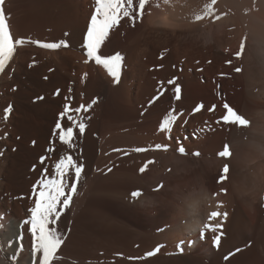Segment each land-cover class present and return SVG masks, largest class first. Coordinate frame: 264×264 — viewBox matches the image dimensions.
I'll return each instance as SVG.
<instances>
[{"label":"rangeland","instance_id":"obj_1","mask_svg":"<svg viewBox=\"0 0 264 264\" xmlns=\"http://www.w3.org/2000/svg\"><path fill=\"white\" fill-rule=\"evenodd\" d=\"M169 1L125 0L124 10L127 15L110 29L100 52L105 57L117 53L123 56L118 83H114L103 67L96 65L94 61L85 63L87 58L81 48L96 7V0H4L3 5H0L3 8L13 40L24 41L22 46L17 47L5 72L0 74V172L3 170L0 173V183L2 184L0 190L2 200L0 201L9 202L8 205L6 204L7 213L23 222L24 230H28V225L24 221L31 218L30 210L35 204L33 186L41 178L42 169L47 166L49 174H51L52 166L63 155H72L77 162L76 157L81 146L86 148L85 144L87 145L86 141H80V136L76 135L78 128L75 129L73 143L76 144L73 149L61 144L58 135H53L55 124L65 103H69L73 109L81 105L87 107L91 104L92 106L87 112L81 111L79 115L81 122L85 125L93 115L98 116L97 131L105 122L101 119L105 111L111 110L116 113L122 108L132 107L131 110H134L132 118L134 124H132L134 130L136 129L135 133L139 136L150 130H159L161 122L168 118L169 113L172 112L173 115L178 116V119L174 121L168 131V138H170L167 139V144L171 143L172 145L169 147H172L171 150L178 154H182L178 150L180 146H184L189 157H191L189 153H194L192 154L193 162L195 161L193 167L196 169L203 164L201 158L213 150L211 149L214 148L213 145L220 143L224 131L242 130L237 122L232 124L217 123L225 115L223 107L225 103L238 115L241 114L247 103L253 111L254 101L251 99H254L255 95L253 98L248 97L246 94L248 88L257 94L255 100L264 104V73L256 81L254 80L255 83L253 82L252 87L243 85L238 79L242 74L245 57L246 60H250L258 50L253 48L255 47L253 38L258 35L255 34L257 31H252V27H246L247 23L250 26L254 25L255 20L264 21L263 1L225 0L227 3H224V0H219L218 2L223 4L218 5V2L217 4L214 2L216 7H213L211 12L214 9L215 12L212 13L213 15H210L211 12L208 13L212 18L208 14L205 15L208 16L206 18H209L206 21L205 16L196 15L198 16L196 17L195 14L192 15L184 10L187 0H182L183 3L186 2L184 6L181 5L184 11L178 7L180 2L177 0L170 1L172 6L167 7L171 5ZM246 1L250 3H245ZM217 5L220 7L219 9H217ZM246 6L248 10H252L244 13L252 14V16L242 15V12L247 10ZM171 7L173 8L171 9ZM174 7L179 8L180 13L184 12V15H181L177 8L174 13ZM177 13L180 16H176ZM239 17H245L247 20L242 21ZM262 32L264 35V30ZM66 33L68 35H65ZM242 35H244V39ZM245 36L250 42L245 40ZM63 40L70 42L69 48L49 50L41 48L35 43L37 41L53 43ZM245 43H248V46L244 45ZM251 44H254L252 48ZM30 65L32 66L30 67ZM174 78L175 84L170 85L168 81ZM177 85L181 88L179 100L174 98L176 95L174 88ZM58 90L59 94H57ZM160 93L163 94L160 95ZM158 95L159 99L152 102L153 98ZM37 97H43V99L38 100ZM93 101H95L94 104ZM198 105H203L202 110L194 112ZM214 105L216 106L215 111L210 112L209 109ZM9 106L12 110L5 120L4 112ZM251 114L250 112V115L247 116L249 131H252L251 125L253 124ZM72 115L75 117L77 114L73 112ZM262 115L260 119L263 123L264 108ZM61 123L64 127L71 126L66 118ZM49 148H52L53 151L49 152ZM197 156L200 157H198L200 161L197 160ZM41 157L46 158L43 165L40 163ZM182 186L184 185L182 184L181 188H183ZM183 189L180 190L179 195L177 193L174 195V192L170 190L166 197L162 196L163 199H161L162 197L157 198L159 200L145 199L144 201L143 197L139 198L141 195L133 201H131L132 199H128L127 202L124 199L119 200V204L115 206L116 211H119L122 220L128 223L129 231L138 229L145 224L152 225L156 219L154 211H161V207L170 209L169 204L179 197L182 198L180 203L183 201L179 210L188 211L187 204L196 200V191L188 192ZM168 195L172 197L168 198ZM258 198L259 202L263 204L264 193ZM220 201V204L223 201L225 206L226 202L223 199ZM222 206L217 210L210 204H200L199 207L205 215H203V223L213 220L211 213L223 211L224 206ZM200 209L198 208V211ZM254 209L253 206L247 213L249 212L248 214L253 216L256 212ZM145 211L153 212L146 213ZM233 212L231 211V217ZM221 215L220 212V217ZM159 232L154 229L151 232L155 234L152 236L153 238H142L141 250L145 251L143 250L144 253H142L144 256L140 255V257L143 259H129L132 258V253L129 252L128 255H125L128 256V259L124 256L121 263L123 261L124 264H135L137 261L136 264H264V226L262 244L259 249L255 248L258 249L257 251L260 250L257 252L259 253L257 256H254V252L250 250L252 243L244 240L227 245L220 243L218 248L213 247L214 250L212 249L209 253L201 254V259L199 257L198 260H195L196 258L192 257L194 261L190 259L191 257L183 254V247L177 246L175 241L169 239L171 236L166 238L168 236L158 235ZM29 235L26 245L18 254L17 264H32V237ZM132 241L128 235L126 245H130L129 251H132L134 247L131 245ZM84 247V244L80 246L81 252L86 249ZM157 247H159V251L155 255L145 256L146 253L153 252ZM238 249L239 251H237ZM93 250L95 256H98V248ZM8 259L11 264H15L11 261L12 259ZM252 259L254 260L252 261Z\"/></svg>","mask_w":264,"mask_h":264},{"label":"bare ground","instance_id":"obj_2","mask_svg":"<svg viewBox=\"0 0 264 264\" xmlns=\"http://www.w3.org/2000/svg\"><path fill=\"white\" fill-rule=\"evenodd\" d=\"M170 1L173 2V0ZM170 1L169 4L171 3ZM177 1L180 2L178 7H181V5L184 6L186 3H183L182 0L183 4L181 1ZM218 1L219 0H187V6L186 8L184 7V10L190 12L192 15L195 14L194 16L200 15V17H204L208 13L210 14L212 8L216 7L214 6V2L217 4ZM261 1H263V3H261L264 5V0ZM223 2L225 3L226 1L224 0ZM247 2L250 3L249 1L245 3ZM251 2L253 3V1ZM220 3L222 2H218V5ZM236 5H238L237 2ZM170 6H172V3L167 7ZM238 7L240 8V6ZM172 8L173 7H171V9ZM176 8L174 7V13L176 12ZM182 8L183 7H181L180 10H183ZM219 8L218 6L217 9ZM242 8L245 9L247 6ZM178 10L179 8H177V11ZM180 10L178 11L179 13ZM236 10L239 11L238 9ZM249 10L248 8L244 10L242 15L246 14L244 12ZM213 12H215V9ZM213 12H211L210 15H213ZM209 14L208 16L212 18ZM181 15H184V12ZM249 15L252 16V14ZM176 16L180 15L177 13ZM208 16H205V21L209 19L206 18ZM242 17L239 18L244 21L245 17ZM249 27H252V31H257L255 34L258 35H255V38H253V43L255 44L253 48L258 50L253 54L250 60H246L245 57L242 74L238 79L243 85L252 87L254 85L253 82L255 83L256 79L263 76L264 73V35L262 32V30H264V21H259V19L255 20L254 25L251 26L247 23L246 28ZM243 37L244 35H242V38ZM246 37L247 36H245V40L248 41V37ZM234 40L236 41V39ZM246 44L248 46V43L244 45ZM254 44H251V48ZM249 48L250 46L248 49ZM246 94L251 98H253L254 95L255 98L257 97V94L248 88L246 89ZM255 98L251 99L254 101V110L252 111L249 103H247L241 114L238 115L240 119L237 121V125L242 128V130L237 132L224 131L220 143L215 146L213 145L214 148H211L213 150H210L211 152L208 153V155L201 158L203 164L200 165L198 169L193 167L195 161L193 162L194 156H192V154L194 153H189L191 154V157H189V155L186 154L188 152L184 151L183 154H178V152L176 153V151L171 150L172 147L170 148L169 146L172 144H167V139H169L168 131L156 129L154 131L150 130L143 135L140 134L141 136L137 135L135 133L136 129L134 130V123L132 122L134 116V110H131L132 107L126 108V106V109L122 108V110L116 111V113L111 110L105 111L101 117L105 122L103 124L101 123L102 125L99 131H97L98 116L93 115V117L88 120L83 135L76 129V135L78 134L81 138H79V140L87 142V145L85 144L86 148H82L81 146L80 152L76 157L77 163L83 164L82 177L77 184V191L70 207L64 212L57 223V230L62 234L64 243L56 254L58 259L54 260L53 264H124L123 261L121 263V260H123V257L128 255L129 252L132 253V258L133 256L134 258H139L140 255H142V257L144 256L142 253H144L145 250H141L142 238L155 236V234L151 233L154 229L160 231L158 235L168 236L166 238L171 236L169 239L175 241V243L178 244L177 246L184 248L183 254L191 257V260H193L192 257L198 260L199 257L201 259L203 254H207L213 249L212 238L215 235V233L207 232L205 237L201 239L200 232L205 230V227L209 225V223L213 226L220 224L225 213L227 214V218L226 222L223 224L224 230L222 229V231L224 236L221 238V245L245 240L252 243V248L250 250L254 252V256H257L259 254L257 252L260 251L257 250L260 248L263 241L264 226V203L261 204L258 200V197L264 193V129L262 130L264 120L262 119V123L260 119L263 116L262 109L264 108V104L255 100ZM250 112L253 117V124L251 125L252 131H249L250 127H247V116L250 115ZM156 145H161L162 148L156 149ZM226 145L228 151H230V156H227V158L218 156V153L225 150ZM165 146L167 150H163ZM136 148H144L146 151L136 152L134 150ZM198 157L199 156H197V160H199ZM149 161H151V163H149ZM226 167L228 169L226 178L223 182L218 183L217 181L221 178L222 174H224V169ZM141 168H145V171L141 172ZM182 184L184 185L182 187L186 191H196V200H192L191 202L188 201V204L186 203L188 211L179 210L181 209V205H183L181 204L183 201L180 203V200H182L181 197H179V199L176 198L178 202H171L170 199V209L168 208L167 210V208L161 207V211H154L156 213L154 224L152 223V225H150L144 223V226L141 225L142 227H137L138 229H132V231H129L128 223L122 220L120 212L116 211L115 206L119 204V200L122 201L124 199L126 202L128 199H132L131 201L135 200L136 197L134 198L132 196L133 192L139 191L141 193L139 198L141 199L143 197L144 201L145 199L149 201L159 200L157 198L162 196L166 197L167 192L170 190L174 192V195H179L180 190L183 189L181 188ZM1 188L2 184L0 183V190ZM163 197L161 199H163ZM169 197L171 198L172 196L168 195V198ZM222 199L226 204L224 206L222 201L224 208L223 211H220L222 213L221 217L206 221L208 223H203L204 212L200 209V204H210L218 210L222 206V204H220V200ZM0 200H2L1 197ZM139 202L141 203V201ZM254 202L255 205H253ZM8 203V201H0V215L4 217L3 220H0V264H11L8 258L12 259V257L17 254V250L21 245L22 249L24 248L27 243L28 235L30 234L28 230H24L23 222H20L16 217H12L7 213L6 204L8 205ZM253 206L256 212L253 216H250L247 211H250V208ZM198 208L201 211H198ZM173 209L174 211H171ZM177 209L178 211H176ZM231 211H234L232 217L230 216ZM150 212L152 213L153 211ZM128 235H130V238L133 240V244L131 243V245H134V250L132 249V251H129L130 245H126ZM19 236H22V239L17 241V237ZM29 236H31V234ZM82 244L85 245L84 248L86 249L81 252L80 246ZM257 247L258 249L256 250L255 248ZM95 248L99 250L98 256H95L93 252ZM250 253L249 251V254ZM126 257L128 259V256L124 258ZM140 259L143 258L140 257ZM253 260L254 259H252V261ZM11 261L15 264L18 263H16L18 260L13 261L12 259ZM136 263L138 262L136 261ZM37 264H39V256L37 257Z\"/></svg>","mask_w":264,"mask_h":264},{"label":"snow or ice","instance_id":"obj_3","mask_svg":"<svg viewBox=\"0 0 264 264\" xmlns=\"http://www.w3.org/2000/svg\"><path fill=\"white\" fill-rule=\"evenodd\" d=\"M4 0H0V5H3ZM125 0H96V7L94 13L91 16L90 23L87 28V32L84 36L81 48L84 50L83 54L86 56L85 63L94 61L96 65L102 66L107 74L112 78L114 83H118L121 76V69L123 65V56L119 53L105 57L100 54L101 46L104 44L106 38L109 35L110 29L117 25L120 20L127 14L124 10ZM65 35H68L67 33ZM37 46L56 50L60 48H69L70 42L67 40L53 42V43H42L35 42ZM24 44L23 40H13L9 30V25L5 17L3 8L0 7V74L5 72L9 62L13 59L17 47ZM163 58V57H161ZM32 65H30L31 67ZM170 85L175 84V78L169 80ZM175 99L181 98V88L176 86L174 88ZM59 94V90L57 91ZM163 93H160L162 95ZM36 99H43V97H37ZM68 99V98H66ZM159 99V95L153 98L152 102ZM93 104L95 101L92 102ZM151 103V102H150ZM91 104L87 107L81 105L73 109L69 103H65L63 111L59 114V118L55 124L53 135H58L59 142L66 145L69 149L75 148L73 143L75 137V129L78 128L81 135L84 134L86 125L81 122L80 113L81 111L87 112L91 108ZM225 109V115L221 117L217 123L232 124L237 122L240 118L234 110L230 108L226 103L223 105ZM203 108V105H198L194 112H199ZM216 106H212L209 109L210 112H214ZM11 106L5 109L4 119L7 120L9 113L11 112ZM174 111V110H173ZM75 112L77 115L74 117L72 113ZM67 119L71 126L64 127L61 123L62 120ZM178 119L177 115L169 113L168 118L164 119L160 126V131H169L174 121ZM170 138V137H169ZM179 143V142H178ZM156 149H161V145H156ZM136 152L146 151L144 148L134 149ZM163 150H167V147H163ZM178 150L183 154V146L178 147ZM49 152L53 149L49 148ZM198 155V153H195ZM218 156L225 157L230 156L227 145L225 150L218 153ZM45 157L40 158V163H45ZM151 163V161H149ZM146 167V166H145ZM83 164H78L72 155H63L60 159L52 166L51 174L49 169L45 166L41 173L40 179L36 185L33 186V194L35 204L30 210V220L24 221L28 225V231L33 238L31 255L32 264H37V257L39 256V264H53V261L58 259L57 252L64 243L62 234L57 230V223L60 220L64 212L70 207L74 195L77 191V184L82 177ZM141 172L145 171V168L140 169ZM227 167L224 169V174L218 179V183L223 182L226 178ZM141 195L139 191L133 192L132 196L138 197ZM220 217V213H212L211 218L216 219ZM227 214H224V218L221 219L220 224L213 226L211 223L205 227V230L200 232L201 239H203L207 232L215 233L212 238L213 247H219L221 238L223 236V224L226 222ZM4 217L0 215V220ZM22 239V236L17 237V241ZM22 251V245L17 250V254L12 257L13 261L18 259V253ZM159 251L157 247L153 252L146 253L145 256L155 255ZM239 251V250H237ZM129 259H140V258H129ZM228 259V257H225Z\"/></svg>","mask_w":264,"mask_h":264}]
</instances>
